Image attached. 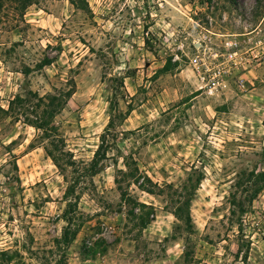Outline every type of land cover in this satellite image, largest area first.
<instances>
[{
	"label": "rangeland",
	"instance_id": "rangeland-1",
	"mask_svg": "<svg viewBox=\"0 0 264 264\" xmlns=\"http://www.w3.org/2000/svg\"><path fill=\"white\" fill-rule=\"evenodd\" d=\"M37 2L22 16L9 3L0 9V108L28 91L70 92L52 123L62 169L27 124L32 113L0 118V264H264V190L250 205L243 190V172H264V0ZM205 34L215 48L237 40L259 62L213 94L198 90L190 58ZM168 61L171 70L155 76ZM114 101L123 113L132 106L113 132L117 149L99 174L81 178ZM118 170H137L160 191ZM199 174L188 229L171 199ZM232 195L245 202L241 217ZM68 202L77 232L64 246Z\"/></svg>",
	"mask_w": 264,
	"mask_h": 264
},
{
	"label": "trees",
	"instance_id": "trees-1",
	"mask_svg": "<svg viewBox=\"0 0 264 264\" xmlns=\"http://www.w3.org/2000/svg\"><path fill=\"white\" fill-rule=\"evenodd\" d=\"M38 0H0V9L4 6L5 3H9L12 5L16 12L20 16L23 15V13L26 11L27 8L31 7L32 5H36ZM73 3V2H72ZM78 6V5H76ZM79 7V6H78ZM147 44V41L145 42ZM50 64V61L47 60L45 62H42L38 65L39 67H42L44 65ZM172 68V65L168 61L162 68L157 70L155 72V76H158L159 74L166 73L170 71ZM29 71L25 72L28 73ZM28 97H22L20 95L15 96L9 103L8 108L6 110L0 108V118L4 116H17V113H32L33 114V120L27 119V124L34 127L36 130L40 131L42 134V138L48 140V146L46 147L45 151L47 156L52 160L54 165L62 169L61 165L59 164V160L57 155L55 154L57 148L59 145L55 144L56 142L52 139L55 133V129L52 126L54 117L62 110L63 106L69 99L71 93L67 92L65 94H60L59 96L55 95H46L43 97H38L36 94H32L30 91L27 92ZM36 100L35 104H32V100ZM33 106H32V105ZM42 107V108H41ZM128 108L130 110H127L125 113L120 112L117 108L116 102L112 103L110 107V117L108 124L105 127V130L103 134L100 136V144L98 145L96 151L93 154V157L91 161L86 165V167L83 168V175L82 177H94L97 174H99L103 169V161L107 159V154L110 151L117 149V136L113 133L115 129L122 125V123L125 121L126 117L129 115V112L132 111V106L128 104ZM30 109V110H29ZM39 109V111L37 110ZM125 160V158H124ZM68 166H73V162H69ZM126 168H128L129 164L126 162L124 165ZM76 170V169H75ZM118 173L125 176L128 179L133 180V183L137 186L138 189H141L142 191L147 192L148 194H154V191L149 188H145L146 183L150 184L153 187L158 188L157 186H154L152 182L145 176L137 175V170H134L133 172L124 173L121 170H118ZM243 175H246L244 187L243 184L241 187H243V190L248 192V197L245 200L248 205H250L257 195L264 190V172H243ZM80 177L74 178V181L67 187L64 198L68 200L69 197H72L76 192V187L80 184ZM202 181V175H198L194 181H192L190 178L187 180L189 183L188 185H182L181 189L183 193L178 194V196L175 199H171L175 210L173 211V216L181 221L184 226L188 229H191V218L189 214V206L190 202L195 194V191L198 189L200 183ZM116 183L118 181L116 180ZM242 182L238 181L237 186L240 187ZM167 188L171 189V185H167ZM120 189V188H119ZM159 190V188H158ZM160 191V190H159ZM184 194L186 196H184ZM126 194L124 192H121V197L124 198ZM183 197V199H181ZM231 204L233 206L238 207L239 209V217H241L244 213H246V210L244 208L245 202H235V197L232 195ZM75 200L78 198L75 197ZM181 199V200H180ZM140 207V210L144 209L145 206L143 204H136ZM73 204L68 202L67 209L64 211L62 217L63 220L67 223L66 229H64L63 234L60 238V242L57 241V243H61L64 246H68L72 240L74 239L77 230L70 231V225H72L73 221ZM129 215L135 217L133 214V210L129 211ZM146 215H149V212L146 213ZM148 223V219H145L141 217L140 220V226L144 227ZM1 256H4V254H1ZM9 261V260H7Z\"/></svg>",
	"mask_w": 264,
	"mask_h": 264
},
{
	"label": "built area",
	"instance_id": "built-area-1",
	"mask_svg": "<svg viewBox=\"0 0 264 264\" xmlns=\"http://www.w3.org/2000/svg\"><path fill=\"white\" fill-rule=\"evenodd\" d=\"M243 45L235 39H224L220 48H215L212 38L205 34L195 43L194 55L190 58L193 72L199 82L198 90L213 94L224 86V80L233 73L249 69L252 62H259L258 54L254 52L246 56L252 49L244 51ZM242 86L243 82L240 80Z\"/></svg>",
	"mask_w": 264,
	"mask_h": 264
}]
</instances>
